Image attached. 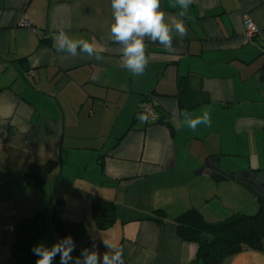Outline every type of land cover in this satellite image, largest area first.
I'll return each mask as SVG.
<instances>
[{"label": "crops", "instance_id": "0c3cea01", "mask_svg": "<svg viewBox=\"0 0 264 264\" xmlns=\"http://www.w3.org/2000/svg\"><path fill=\"white\" fill-rule=\"evenodd\" d=\"M161 10L169 24L182 19L187 36L180 43L173 29L172 51L145 37L149 63L135 76L110 32L111 0H0V264L13 261L19 223L41 209L49 216L57 199L64 219L84 226L80 253L98 251L101 264L113 254L104 240L123 249L124 264H203L196 245L178 238L177 216L196 209L215 223L264 202L234 181L195 174L209 157L226 173H264V0H194L184 18L176 0H161ZM245 16L258 30L250 41ZM60 31L92 43L101 59L79 47L58 52ZM150 98L166 122L140 110ZM205 112L210 124L185 125ZM49 160L57 166L29 187L28 166ZM95 197L116 206L105 229L90 214ZM58 240L48 222L32 243ZM221 264H264V239Z\"/></svg>", "mask_w": 264, "mask_h": 264}, {"label": "trees", "instance_id": "16d2710c", "mask_svg": "<svg viewBox=\"0 0 264 264\" xmlns=\"http://www.w3.org/2000/svg\"><path fill=\"white\" fill-rule=\"evenodd\" d=\"M157 113L156 122H166V115L159 111ZM56 166L57 162L50 160L32 162L25 172L26 184L29 187L41 185ZM64 209L63 199H57L49 216L45 209H41L19 223L17 237L12 244L13 261L10 264H36L38 257L32 252V240L45 229L48 222L60 239L69 235L73 238L76 245L72 252L73 258L81 256L77 240L84 232V226L81 222L65 220ZM155 212L163 214L161 210ZM90 214L95 225L105 229L116 220V206L111 201L95 197L90 203ZM175 221L178 238L196 245V259L203 264H221L227 257L244 248L259 247L264 239V202H261L253 215L234 213L218 222L208 223L198 210L189 209L178 215Z\"/></svg>", "mask_w": 264, "mask_h": 264}, {"label": "clouds", "instance_id": "9594fccd", "mask_svg": "<svg viewBox=\"0 0 264 264\" xmlns=\"http://www.w3.org/2000/svg\"><path fill=\"white\" fill-rule=\"evenodd\" d=\"M193 2L194 0H176V4L180 7L179 17L187 16L188 9ZM111 8L114 22L111 24L110 32L116 42L123 44L122 67L135 76L142 75L149 63L145 37L153 43L159 42L167 51H172L173 29L181 37L180 43H183V38L187 36V27L182 19L173 20L171 24L166 22V14L161 10V0H111ZM53 41V47L58 52L66 50L76 55L79 47L89 56L95 54L97 60L101 59L92 43L84 39H69L64 31L54 35ZM139 119L144 121L147 117L140 116ZM202 123H211L209 113L205 112L202 118L188 120L185 125L195 130ZM104 244L112 250L113 254L110 256L105 253L102 257V264H124L123 249H113L112 245L105 240ZM75 247V241L69 235L58 240L51 247L43 244L36 245L32 248V252L38 257L36 264H52L57 255L60 256V264H101L98 251H89L87 248L81 251L80 257L73 258L72 252ZM95 247L93 244L94 249Z\"/></svg>", "mask_w": 264, "mask_h": 264}, {"label": "water", "instance_id": "95a60500", "mask_svg": "<svg viewBox=\"0 0 264 264\" xmlns=\"http://www.w3.org/2000/svg\"><path fill=\"white\" fill-rule=\"evenodd\" d=\"M202 173H207L214 181H234L256 198L264 201V173L247 171L226 173L217 166V157L207 158L203 165L195 172L197 175Z\"/></svg>", "mask_w": 264, "mask_h": 264}, {"label": "built area", "instance_id": "2783aa9c", "mask_svg": "<svg viewBox=\"0 0 264 264\" xmlns=\"http://www.w3.org/2000/svg\"><path fill=\"white\" fill-rule=\"evenodd\" d=\"M19 23L23 26H30V23L26 19H21ZM242 24L244 37L249 41L254 39L258 34V30L253 20L250 17L245 16L243 18ZM140 110L145 115H147L151 121L156 119V115L153 110V105L149 100L141 104ZM3 229H11V226L5 223L3 225Z\"/></svg>", "mask_w": 264, "mask_h": 264}]
</instances>
